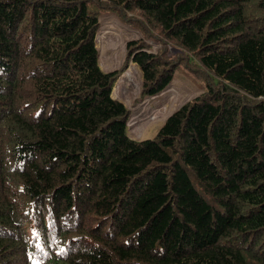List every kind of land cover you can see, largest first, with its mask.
<instances>
[{
  "label": "trees",
  "instance_id": "1",
  "mask_svg": "<svg viewBox=\"0 0 264 264\" xmlns=\"http://www.w3.org/2000/svg\"><path fill=\"white\" fill-rule=\"evenodd\" d=\"M110 12L141 37L105 71ZM129 62L201 82L151 138ZM0 264H264V0H0Z\"/></svg>",
  "mask_w": 264,
  "mask_h": 264
},
{
  "label": "rangeland",
  "instance_id": "2",
  "mask_svg": "<svg viewBox=\"0 0 264 264\" xmlns=\"http://www.w3.org/2000/svg\"><path fill=\"white\" fill-rule=\"evenodd\" d=\"M100 23L96 33V47L98 49V64L102 70L110 71L118 69L122 66L126 54V42L129 40H136L141 37L138 29L120 21L114 13H103L100 15ZM115 44L112 45V43ZM115 42V43H114ZM151 46L152 51H156L159 44L146 40ZM111 44V46H110ZM118 48L117 50H115ZM115 50V51H114ZM119 50V51H118ZM174 50L170 49L169 54H174ZM135 65L136 71L134 75L140 79V86L137 94L131 95L130 101L123 95L124 90H117L114 94V88L119 80L122 79L124 73ZM142 85V72L134 62H129L126 70L123 71L116 79L112 95L113 98L121 101L130 111V116L127 122V133L133 139H145L153 137L165 119L183 103L196 97L202 92L201 82L191 79L185 72L176 71L174 79L171 83L160 93L152 97L142 99L140 96V89ZM124 96V97H123ZM141 113V114H140ZM158 114L160 120L153 122V115ZM139 115L136 128L134 125L129 127L131 119ZM153 122V123H152Z\"/></svg>",
  "mask_w": 264,
  "mask_h": 264
},
{
  "label": "bare ground",
  "instance_id": "3",
  "mask_svg": "<svg viewBox=\"0 0 264 264\" xmlns=\"http://www.w3.org/2000/svg\"><path fill=\"white\" fill-rule=\"evenodd\" d=\"M112 43V42H111ZM115 43V42H114ZM112 45L115 46V44L112 43ZM111 46V44H110ZM118 48H116L115 50H117ZM114 50V51H115ZM119 51V50H118ZM138 72V70L136 69L135 65H132L125 73L124 76L122 77L121 80L118 81V83L116 84L115 88H114V94H116L117 90H124L123 91V95L130 101L131 99V95H135L138 92V88L140 86V79L137 78L136 80V76L134 75L135 72ZM113 96V95H112ZM123 96V97H124ZM141 114V113H140ZM139 115L133 117L131 119V121L133 123L130 122V126L132 127L134 124L137 123V121L139 120ZM160 120L158 114L156 113V117L155 115H153V122L156 123ZM152 122V123H153ZM134 131H138V128H136V126L134 125ZM139 132V131H138Z\"/></svg>",
  "mask_w": 264,
  "mask_h": 264
},
{
  "label": "water",
  "instance_id": "4",
  "mask_svg": "<svg viewBox=\"0 0 264 264\" xmlns=\"http://www.w3.org/2000/svg\"><path fill=\"white\" fill-rule=\"evenodd\" d=\"M112 95V94H111ZM113 97V96H112Z\"/></svg>",
  "mask_w": 264,
  "mask_h": 264
}]
</instances>
